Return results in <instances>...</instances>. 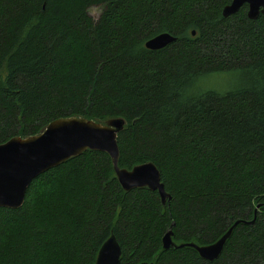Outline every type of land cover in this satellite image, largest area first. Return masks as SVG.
<instances>
[{"label": "trees", "instance_id": "16d2710c", "mask_svg": "<svg viewBox=\"0 0 264 264\" xmlns=\"http://www.w3.org/2000/svg\"><path fill=\"white\" fill-rule=\"evenodd\" d=\"M231 1L0 0V143L60 117H123L119 166L153 161L171 195L125 191L110 155L88 149L0 207V264H95L112 234L120 264H264V204L214 261L163 250L169 230L213 243L264 203V13L225 17ZM162 32L177 39L147 48ZM222 72L239 84L201 89Z\"/></svg>", "mask_w": 264, "mask_h": 264}, {"label": "water", "instance_id": "95a60500", "mask_svg": "<svg viewBox=\"0 0 264 264\" xmlns=\"http://www.w3.org/2000/svg\"><path fill=\"white\" fill-rule=\"evenodd\" d=\"M245 4L248 16L256 19L264 13V0H232L223 8L228 17L237 13ZM196 32L193 31V34ZM177 39L169 32L159 33L146 41V47L158 50ZM123 117L98 121L83 116H67L52 120L39 134L22 137L13 136L0 143V207L20 208L32 182L42 173L59 166L72 157L81 155L88 149L107 152L116 176L125 191L147 187L157 190L165 205L171 198L162 181L161 171L153 161L137 164L131 169L119 166V132L125 127ZM258 204L252 221L237 220L217 241L208 244L197 242L177 243L173 231L169 230L162 239L163 250L179 247H193L208 261L216 260L222 253L227 240L240 222L252 223L256 220ZM122 246L115 234L102 245L95 264H120ZM138 264H154L142 261Z\"/></svg>", "mask_w": 264, "mask_h": 264}, {"label": "rangeland", "instance_id": "374dc122", "mask_svg": "<svg viewBox=\"0 0 264 264\" xmlns=\"http://www.w3.org/2000/svg\"><path fill=\"white\" fill-rule=\"evenodd\" d=\"M89 12L95 19H98L102 12V7L92 6L89 8ZM239 81L240 77L238 72H222L213 75H207L201 78V89L226 91L236 87L237 84H239Z\"/></svg>", "mask_w": 264, "mask_h": 264}]
</instances>
